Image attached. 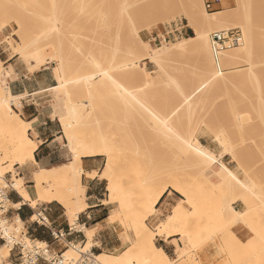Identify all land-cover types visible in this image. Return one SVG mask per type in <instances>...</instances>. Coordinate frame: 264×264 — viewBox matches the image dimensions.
Listing matches in <instances>:
<instances>
[{"label": "rangeland", "instance_id": "374dc122", "mask_svg": "<svg viewBox=\"0 0 264 264\" xmlns=\"http://www.w3.org/2000/svg\"><path fill=\"white\" fill-rule=\"evenodd\" d=\"M141 1L144 2V0H34L29 4L27 3V5L24 4L21 7L16 6V9L18 8L20 9V11H22L21 13L19 12V14L17 13L16 15V23L21 22V26L24 25L25 27L23 29L28 31L26 33L24 32V34L27 38V42L29 41V43L25 42L24 45V43H22V40L18 38L19 36L14 34L15 28L13 29L8 27L4 29L0 34V52H5L7 58H10L12 57L11 45H13L15 48L21 47L19 49H21L25 55H23L22 53L20 55L21 58L18 57V67L21 69L27 68L28 71L29 68H31L32 70L29 71L30 73L35 72L33 71L35 70V68L31 67V63L37 64L39 61L43 60L45 64L42 68L50 67V70L55 76V68H57L58 65V56L61 57V55L62 57H64V59L68 61L67 63H69V70H67L66 72H69L67 77H72V79L74 77L76 79L78 77L80 79H84L96 73L100 74V71H108L110 74H114L113 76L115 77V79L123 87L138 94H142V96L140 95V98L142 97L141 100L144 99L146 103L150 104V106L153 107L154 111H157V113L162 117V119L165 120L176 133L183 137H188V139L190 138L192 140H199L203 145L209 148V150L215 155V157L221 158L223 156V154L225 153L224 150L227 149L224 144L226 140L225 142L223 140L225 139V137L229 139L227 140V142L229 141L228 143L230 144L227 145L228 143H226V145L228 146V148L231 147L229 148L230 150H232V148L237 149L239 154L238 157H240L239 159L242 163L243 168L239 167L236 162H233V159L228 155L223 156L222 161L226 165H228L232 170H234L238 174L240 179H242L244 182L249 183L253 188L254 192L249 195L248 201L250 202V204H253L257 209L254 215L255 222L253 223L255 231L249 228L248 226L242 224L248 230L251 231L250 232L247 230L250 236L248 240L243 243L237 238L235 232L232 230V228L235 226L233 225L232 227H230V229L236 237L238 241L237 243H239V245L232 239H230L227 235V226L219 224V220L216 217L217 215L215 212V206L218 203V199L214 198L211 202L212 206L211 208H209L210 210L208 211L207 221H209V224L207 228L199 234L196 240V252H194V254L196 255V259L201 261L202 264H264V154H261L264 153V149L260 150V148H264V0H208L211 6L210 8H207V0H200V2L202 1L203 5L205 6L208 12H228L230 14L228 16L229 18L227 17L228 19H226L222 25L220 24L221 26L219 24H209L207 25L208 28L207 26L204 27V33L208 37L209 42L211 44V54L203 53L202 55L201 53H199V56L197 55L198 53L187 55L183 54V56L182 54H180L181 57L180 55H173V58H171V55V57L168 56L166 58L167 60L165 59L163 61V65L161 64L162 66H157L156 64L151 63L149 61L137 62L138 60H135V62H137L138 64V68L136 67L138 69L137 74H140V76H145L144 71H146L147 73H152V76L154 77L161 74V78L164 81H159L155 88V91H148L147 89L143 88V79H141L137 84L128 80L127 76L131 73L133 74V72L131 71H134V73L137 72L136 69L131 70V68L130 71L127 68L128 65L133 62L134 57L132 54H130V50L134 45H137L136 43L137 40H139V37L144 41L147 50L154 51L158 47H162L165 45L170 47L171 45L183 41L187 37L194 36V32L192 31L191 33V29L188 27V23L184 19V17H179L180 10L184 7H191L192 3L190 2V0H160L159 3H163V6L160 7H165L163 10L160 11L162 13L156 12L158 15L155 16L152 15L154 13L152 12L151 18H147L150 17V14H148L149 16L147 15L145 20L137 22L139 23L138 26L140 28L142 27V29H138L139 27L133 23V18L137 14V12L135 13V9L138 11V7L142 8L143 5V9H145V4L150 5L147 6V8L149 7L148 10L151 9V5H153V7H155L156 5H162V3L156 4V2L154 3V1L153 3L152 1H148L147 3H145L146 0L143 4ZM141 3L142 6L140 5ZM2 6L4 8L3 4L1 5V7ZM143 9L140 11L145 12L146 10L144 11ZM1 10L2 8H0V11ZM141 12L140 14L138 13L139 18L141 17ZM250 12L253 15V19L248 18L251 14ZM247 13L248 17L246 16ZM145 14H147V12H145ZM239 15H241L242 18ZM252 15L250 16L251 18ZM143 16L141 17L142 19L144 18ZM152 16H154V18H152ZM136 18L139 19L137 16ZM239 18L244 19V21L241 19L239 20ZM162 19L169 20V22L162 24L161 27L155 30L145 29L148 25L152 24V22L150 21H154L155 23H157L158 21L160 22ZM248 19L251 20V23L249 25ZM35 20H38V22L39 20L42 22L46 20L44 23L46 26H44L42 22L41 25ZM240 21L242 23L245 22V25H243ZM260 21H262V23ZM134 22L136 23V21ZM231 25L237 27L230 31L240 32L242 36V43H244L247 39V35L244 29H251V27L253 26L254 28L252 27L253 29L249 30L252 32V34L254 33V35L257 36L256 41L254 42V46L256 48L258 47L259 50L257 51L256 48H254L255 52H253V54L249 58L247 56V58L243 56L245 57L244 59L241 60L239 58L241 61L238 60L242 63L235 62L232 65L234 67L230 66L228 68L227 74H231L234 78H232L233 80L230 79L232 80V82L229 79L222 80L219 78L221 74L224 73V71L218 66L219 63L218 65H216L215 63L213 64V60H216L218 62L220 54L223 52H217L214 49L211 39L212 34L216 32H223L222 30L225 27ZM241 25H243V29ZM38 26L42 27L39 28ZM43 26L45 27V29ZM215 26L219 28L217 29V27ZM137 29L139 31H142L137 32ZM256 29H258V34L256 32ZM136 32L139 36L136 35ZM27 33H29L28 36L26 35ZM32 38L34 39L32 40ZM260 41H262L263 44H261ZM30 42L32 43L30 44ZM23 45L29 46L24 47ZM138 50L139 51L137 52L138 54L136 56L142 57L144 55L143 48L141 47V49ZM31 55L33 56V58L30 57ZM205 55H207V57H205ZM131 56L132 61L130 58ZM211 60L212 64L210 63ZM86 62L90 63L89 66H86ZM96 62L97 64H100L101 70L97 69V67L94 65V63ZM8 65L9 64H3L1 68V81L3 86L6 87H8L7 81H9L5 80L8 75L7 71L12 72L11 67L7 68ZM160 68L163 69V71L160 70ZM248 68H251L250 73ZM237 70L238 72L235 73V71ZM245 70L250 76L245 73L246 76L248 75V78L246 79V81L244 80L245 82L242 86V83L238 81L239 79H245V76L242 75ZM252 71H254L256 75L253 74L254 72ZM127 72L130 74H127ZM212 77L218 82L217 84H214L216 81H214ZM15 78L16 76L15 74H13V80ZM252 78H255L256 82L253 81L254 79ZM211 79L212 82H210ZM250 79H252L254 84L251 83ZM247 80L250 85L248 84ZM201 81L204 82L202 83ZM227 82L229 85L227 84ZM233 82L235 83L234 85H232ZM47 83H49V80L43 81V83L39 82V86H43ZM84 83L86 87H83L87 88L89 84L85 81ZM84 83L82 85H84ZM161 83L163 84V86L161 85ZM255 83L257 84V86ZM209 84L211 85V89ZM221 84L223 85V87L221 86ZM28 85L29 89H35L37 87L35 82H30ZM56 85H58L57 80L55 86ZM160 85L162 86V89ZM212 85H215L216 87H214L216 89L218 88V91H216ZM83 87L79 88L81 90L80 93L77 94L78 97H74V104H78V102H80V100H82V98L84 97L85 89ZM224 88L225 91L222 90ZM244 88H246L247 90H249L250 88L251 89L247 91ZM252 88L255 90H252ZM165 89L167 90L165 91ZM227 89L229 90V92L227 91ZM78 91L79 90L76 89V93H78ZM101 91L103 92V90ZM106 91L108 92L107 95H101L102 97H95L91 99V101H89V104H86V108L91 110L93 109L92 111H90L92 115L91 118L94 120L95 118H97L98 120L99 115L101 119L104 117L103 111H106V109L103 107L104 105L106 106V108L109 105L111 106V108L115 109V112L110 108L108 109L111 112L113 111L112 115L110 114L107 116L106 119H102V121H100V127H98V125L94 127V132L99 130L98 133H100L102 131V133H100V136H102L103 134L106 139L108 138L110 140L111 138L112 142L114 139L115 141L117 140L116 143H120V145H118L120 150L123 151V153H139V161L136 162V164L134 165L140 167L142 170L146 171L147 174L151 175L152 179L156 184H159L160 182L163 183L172 181L177 175H180V173L192 172L191 167H189L187 164H181L177 160L178 151L180 150L179 145L177 147V144L173 143L172 140L173 144H170L168 146V141L171 142L170 137H168V135L170 134V130H168V128H164L163 130H159L158 132V130L155 129L153 124H151L153 128L146 126V124L145 126L139 125L141 128H143L141 129L142 131L140 130L142 133L140 132V136H133L132 134H130L132 132H130L129 130V119H127L128 117H126L130 114V102L128 103L125 101L128 105L124 106V104L126 103L122 101V105L119 103L121 105L120 107L117 102L121 100L117 101V99L114 100V97H112L113 94L116 96L117 90L115 88H110L109 86L106 88ZM106 91H104V93ZM212 91L215 92V95L213 96L211 94ZM214 92L212 93L214 94ZM225 92L226 95H224ZM250 92H253V94H251ZM230 93L235 96H233L232 94L231 96H229ZM162 94H164V98L161 97ZM153 95L154 97H158L155 99H151ZM22 97L23 98L18 100L17 103H23L24 109H26V111L31 109V112H24L23 108L22 110H20V107L15 108V110L25 120H32L34 118H37L34 130H31L29 132V135L32 139L38 141L36 131L40 130L43 127L41 125V123L43 122V118L51 117L53 120H55V123L52 124V126H48L47 128H50V130L52 131H60V134H58L56 141L51 145V149H49V151H56L59 148H62L61 151L57 152L56 160H54L57 162V164H53L54 161H44L43 163H40L39 166H36L33 163H28L26 166L16 167L15 173H9L4 177V180L7 181L10 185L13 184V175H15L16 177H23L26 186H33V173L36 170H38L39 168H50L60 164L68 163L69 161H71L72 157L71 153L69 152V149L66 147L67 142L63 138L62 128L57 119V116L60 113L66 111L64 106V100L59 101L54 92L52 91H39V93H31L29 91L28 93H25V95H23ZM76 97L78 99H75ZM104 97L106 98L103 99ZM111 97L115 102L117 101L116 107L113 106V104L116 105V103L112 102ZM228 97H231V99L233 100H229ZM238 97H241L239 98L240 101L241 99L244 100L245 97H248L250 102L246 98L244 102L246 101L247 103L243 102L242 106L240 105L241 107L237 106L241 104V102H238V104L237 101H235V98L238 99ZM163 99L166 100L164 103L165 107L164 105H159L161 102H164ZM167 99H170V101ZM166 102L170 105L167 106ZM201 102H206L208 107L210 108L207 109L206 105V110H203V107L200 106L202 104ZM234 102L237 103L234 104L236 108L232 107L231 104H229ZM251 102L253 103V105H251ZM153 104H156L158 106L156 107V105L154 106ZM228 105H230V107ZM118 107L121 109V111H125L124 107H128L126 108L127 111H129H126L128 114H125V112L123 113V111H118ZM231 107L235 108V110L230 109L229 111V108ZM194 109L195 111L197 110V112H195L196 114L189 116L185 114L187 113V111ZM201 110L203 111L201 112ZM174 111L176 112L175 115L173 113ZM31 113H35V116L30 117ZM115 113H120L119 119H122V115H126L124 116L126 119L122 121L119 120L115 117ZM143 117H141V119ZM148 118V116H145L144 120ZM115 119H117V121L119 120L120 122H117ZM150 119L151 118H149L148 120ZM244 119L246 121H243ZM82 128H85V130H83ZM79 130L80 134L87 132L85 126L80 127ZM246 131L249 133L247 134ZM98 133H96V135L94 133V135L98 137ZM48 135L49 129L46 131L45 136ZM257 138H261L260 141ZM254 139L257 142L254 141ZM260 142L263 144L261 145ZM236 149L234 150L235 153ZM123 153L121 152L122 156L119 157L115 163L114 173L116 175L124 176L123 178L125 188L131 187L130 184L132 183H137L134 187H138V190H136V192H132L129 196H127L125 200L121 199L122 203L124 202L133 210L134 208H137V200L139 199L138 197L142 192L144 182L142 179L138 180L134 177L126 178L125 172L127 165L130 161L127 158H124L125 155ZM217 170L218 165L216 164L213 168L207 171V175L214 182L216 181L215 172ZM245 170H248L250 177L245 174ZM86 180L87 178L83 176L82 183L87 187ZM101 187L103 189V186ZM9 193L11 198L18 197V195L12 190V188L9 190ZM239 194L240 190L238 188L234 191L228 192L226 194L225 203L233 205V203L237 201L234 203V205L236 204V208L241 212H244L245 210L247 211V207L245 206L243 201L238 200L236 198ZM37 202H39L38 204H43L42 202L44 201L38 200ZM179 202L180 200L178 201V203ZM180 204L184 206L188 211L190 210L186 202L182 201ZM9 207L12 208L11 203ZM61 208L63 210L65 209L63 207ZM172 209L173 208H171L169 213L166 214V217L160 218L161 220H159V218L156 216L147 220L148 225L152 229H155L154 227H156L161 221H165L167 217L172 214ZM119 210L120 209L117 207V205H114L112 206L109 215ZM7 224L11 226V232L14 231V227L18 228L19 233L15 236V240L20 242L21 233L26 234L23 229L24 226H21L19 223H17L15 221V218H11V211L8 215ZM109 227L111 228L112 240H115L117 238L119 239V241H114L115 243L113 244L117 247V249L105 248L104 250H99V252H106L108 254L124 248L125 239L123 238L125 237L126 232H128L131 238L134 237L133 233L130 230H127L124 225L116 223L109 224ZM191 228H194V225H192ZM98 233H100V231L96 230V235ZM29 239L34 240L35 238L32 237ZM185 242L180 241L182 247L189 246V244ZM75 244L79 245V247L84 245V243ZM61 248L62 252H64L66 251V249L69 248V245L65 248L64 246H62ZM209 249H214L217 251V255L213 257L214 260L211 262L210 256L207 255ZM17 252L18 249L16 248L15 252L11 254L12 258L10 256L7 262H11L14 259L19 260ZM93 253L97 254L96 249H93ZM77 257L78 254H76V258ZM174 257L175 258H173V256H170L171 259H176L177 254Z\"/></svg>", "mask_w": 264, "mask_h": 264}, {"label": "bare ground", "instance_id": "6f19581e", "mask_svg": "<svg viewBox=\"0 0 264 264\" xmlns=\"http://www.w3.org/2000/svg\"><path fill=\"white\" fill-rule=\"evenodd\" d=\"M33 1L34 0H0V2H1L0 8H2V10L0 11V34L4 29H6L8 27L13 28V29L15 28L14 34L19 36L18 38H20V40H22V43H24V45H25V42L29 43V41L27 42V38L24 34V32L26 33L28 31L23 29L25 27L23 24H22L23 26H21V22L16 23L17 22L16 21L17 13L19 14V12L20 13L22 12L18 8H17L18 9L17 10L16 6L21 7L22 5H24V4L27 5V3L29 4ZM148 1L149 2L152 1V3L154 1V3L156 2V4L162 3V2L159 3L160 0H158V1L157 0L156 1L155 0H146V2L144 0L145 3H147ZM144 2H142V3L144 4ZM190 2L192 3V6L182 8L180 10L179 17L180 16L184 17V19L188 23V26L194 30L195 35L187 37L183 41L176 43L174 45H171L170 47L166 46V45L162 46V47H158L154 51L147 50L144 41L139 37V40H137V43H136L137 45H134L130 50L131 51L130 54H132L134 57H133V62L131 64H129L127 68H128V70H130L131 68H132L131 70H133V69L137 70V72H135L136 74L134 73V71H131V70L130 71L133 72V74L130 71L129 72L131 74L127 72V74H130L127 76L128 80L130 82L137 84V83H139V81L141 79H143V82H142L143 88L147 89L148 91H152V90L155 91V88H156L157 84L159 83V81L161 80V82H162V80H163L161 78V74L154 77V76H152V73H147L146 71H144L145 76L144 77L142 75L140 76V74H137L138 73L137 62L149 61L151 63L156 64L157 66H162L163 61L168 56L171 57V55H172L171 58H173V55L178 56L180 54H182V56H183V54L187 55V54H193V53H198L197 54L198 56H199V53H201L202 55H203V53L211 54V50H212L211 44L209 42L208 37L204 33V27H206L209 24H219V25L221 24L222 25L224 23V21L229 18L228 16L230 14L228 12L227 13L226 12L225 13H221V12L210 13L206 10L202 1L200 2V0H190ZM142 3L140 4L141 6H142ZM198 3H200V4H198ZM2 4L4 5V8H3V6L1 7ZM143 6H142V8L138 7V11L135 9V13L137 12V14L135 15V13H134L135 17H134V15H133L134 18L132 17L134 19V21H136V23L134 21H133V23L136 24L137 26L139 24L137 22L145 20V18L148 14H150V17H147V18H151L152 12H154L152 15L156 16V15H158L157 13H162L160 11L165 8V7H160V6H163V3H162V5H156L155 7H153V5H151L150 10H148L149 7L147 8V6H150V5L145 4V9H143ZM15 9H16V11H15ZM28 9H30V8H28ZM142 9L144 11L146 10L145 12H147V14H145V12H141L140 10H142ZM27 12H28V10H27ZM140 12H141V17L144 15L143 19L141 17L139 18L138 13L140 14ZM245 14H246V12H245ZM251 15H252V13L248 17V13H247L246 16L250 19H253V15H252V18L250 17ZM136 16L139 19H137ZM239 16H241V15H239ZM243 17H245V16H243ZM152 18H154V16H152ZM241 18H242V16H241ZM241 18H239V20ZM43 19H44V17H43ZM250 19H248V25L251 23ZM241 20L244 21V19H241ZM255 20H256V18H255ZM257 20H258V18H257ZM35 21L38 22V20H35ZM45 21L42 22L39 20L38 23L41 24V22H42L43 25L46 26L44 24ZM150 22H152V24H150V23H149L150 25L147 24L148 26H147V28H145L146 30L158 29L159 27H161L162 24L168 23L169 20L162 19L160 22L156 21L157 23H155L154 21H150ZM260 22L262 23V21H260ZM242 24L245 25V22ZM243 25H241L242 29L244 28ZM260 25H262V24H260ZM258 26H259V24H258ZM41 27L42 26H40L39 28H41ZM215 27H217V26H215ZM252 27H251V29L250 28L244 29L246 32V35H247V39L245 40L244 43L240 44L239 46H237V47H235L229 51H225V52L221 53L218 62L216 60H213L214 61L213 64L215 63L216 65H218V63H219L218 66L220 68H222V70L224 71V73H222L221 76L219 77L220 79H222V80L232 79L233 76L231 74H227L228 68L230 66H232L235 62H240L246 56L249 58L253 54V52H255L254 48H256V47L254 46L255 45L254 42L256 41L257 36L254 35V33L252 34V32L250 31L254 28V27L253 28ZM207 28H208V26H207ZM218 28L219 27H217V29ZM234 28H237V27H234L231 25V26L225 27L224 29L222 28L223 29L222 31L228 32ZM44 29H45V27H44ZM138 29H142V27L141 28L139 27ZM138 29H137V32L142 31V30L139 31ZM257 30L258 29H256V32H257ZM41 32H43V31H41ZM137 32H136V35L138 34ZM28 34L29 33H27L26 35L28 36ZM257 34H258V32H257ZM243 35H244V33H243ZM60 36H61V34H60ZM133 36H135V35H133ZM137 36H139V35H137ZM33 39L34 38H32V40ZM63 40H64V38H63ZM62 42H64V41H62ZM260 42H261V44H263L262 41H260ZM260 42H259V44H260ZM31 43L32 42H30V44ZM60 45H61V43H60ZM28 46L26 45L24 47H28ZM141 47L144 50V53H143L144 55L142 57L139 56L140 57L139 58L136 55L138 54L137 53L139 51L138 49H141ZM19 48H21V47L15 48L13 45H11L12 57L20 56L23 53L22 50ZM57 50H58V48H57ZM64 50H65V48H64ZM256 50L259 51L258 47L256 48ZM201 54H200V56H201ZM23 55H25V54L23 53ZM243 56H245V57H243ZM30 57L33 58L32 55ZM135 57H137V58H135ZM170 57H169V59H170ZM180 57H181V55H180ZM205 57H207V55H205ZM130 58L132 61V56ZM135 60H138V61L135 62ZM238 60H240V61H238ZM67 62L68 61L66 59H64V57H62V55H61V57L58 56V65H57V68H55V79L57 80L58 85H56V86H54L48 90H43L42 92L52 91V92H54V94L56 95V97L58 98L59 101L64 100V106H65L66 111L60 113L57 116L58 117L57 119L61 125L62 132H63V138L67 142L66 147L69 149V152L71 153L72 159L68 163L60 164V165L53 166L50 168H39L38 170H36L33 173V186H26L24 183L23 177H16V176H15L16 177L15 181L13 180V184L18 182L19 187L14 188V187H12L13 184H11V186H10L12 188V190L22 200V203L19 204L20 205L19 207H21L22 204H30L31 206H32V204L36 205L38 200H42L46 203H53V202L58 203L65 208L67 220H68L71 228L77 232H83L86 236V239H87L86 242L84 243V245L81 247H79V245H77V244H73V243L69 244V248L66 249V251H64L65 257L76 258V254L79 252V250H81V252H88V251H91L93 249V247L96 245V243H94V241H93L94 235L96 233L95 229H87L85 227H81L78 223L80 214L83 213L88 208V203L86 201L87 200V196H86L87 188L82 183V178H83V176H85V178H87V179H93V178H96L98 176L97 172H91L90 173V172H86L84 170L83 159H85V158L104 157L105 167H104L102 174L100 175V178L104 179L108 182L107 191L109 193V196H108L109 199H108V201H102V204L117 203L119 205V209H120L119 211L112 213L109 216L107 222L109 224L119 223L120 225H124L127 230H130L133 233V236H134L133 238H131L130 235L128 234V232L125 233V237L123 238V239H125V246L123 249L116 250L115 252L110 253V254H108L106 252H102L100 254H93L95 257L96 264H202V262L197 260L195 257L196 256L194 254V252H196L195 244H196V240H197L199 234L203 230H205L209 224V221H207L208 211L210 210L209 208H211V206H212L211 202H212V199H214V198L218 199V203L215 206V210H216L215 212L217 215L216 217L219 220V224H221L223 226H227V235L230 239H232L236 243L238 242L236 237L234 236V234L231 232V229H230V227H232L233 225H236V224H243V225L248 226L249 228H251L255 231V229H254L255 227H253L254 226L253 223L255 222L254 221V219H255L254 215H255L257 209L255 208V206L253 204H250V202L248 201L249 195L254 192L253 188L249 183L244 182L242 179H240L238 174L222 161L223 156L228 155L233 159V162H236L239 165V167L243 168L242 163L239 159L240 157H238L239 154H238L237 149L235 148L236 149V153H235L234 152L235 149L232 148V150H230L229 148H231V147L228 148V146H227L230 144V143H228L229 141L227 142V140H229V139H227L225 137V139L223 140V138H222V140L224 142L226 140V142L224 144L227 147V149H229V150L225 149L224 150L225 153L223 154V156L221 158L215 157V155L209 150V148L206 147L205 145H203L199 140H197V139L192 140L190 138L188 139V137H183V136L179 135L178 133H176L172 129V127H170L168 125V123L162 119V117L157 113V111H154L153 107H151L150 104L146 103L144 99L141 100L142 97L140 98V95L142 96V94H138L136 92H133V91L123 87L115 79V77L113 76L114 74L112 75L106 70L107 72L100 71V74L96 73V74H94L88 78H84V79H82V78L80 79L79 77L77 79L75 77L72 79V77H69V76H68L69 77L68 78L67 75L69 74V72L67 73L66 71L69 70V65H68L69 63H67ZM210 63L212 64V60ZM240 63H242V62H240ZM244 63H246V62H244ZM44 64L45 63L42 60V61H39L37 64L36 63L34 65L32 64L31 67L38 69V68L42 67ZM85 64H86V66H89L90 63L86 62ZM2 65H3V62L0 60V178L4 179V177L7 174L15 173L16 167H18V166H26L28 163H33L36 166H39L40 163L38 162V160L36 158V153L39 150L41 141L34 140L29 135V132L31 130H34V126H35V122H37V118H34L32 120H25L16 112L15 108H19V104L17 103V101L22 99L23 95L16 96V95L11 93L9 87L3 86L2 81H1ZM94 65L97 67V69L101 70L100 64H97V62H96V63H94ZM232 67H234V66H232ZM250 69H249V73H250ZM160 70L163 71V69H161V68H160ZM96 71H98V70H96ZM236 72H238V70L235 71V73ZM252 72H254V71H252ZM245 73H247L246 70L242 74L245 76L244 77L245 79L241 80L238 78L239 79L238 82H241L242 86L244 85V82L246 81V79L248 78V75H249L247 73L248 75L246 76ZM74 74H76V73H74ZM253 74H255V72ZM236 76H238V75H236ZM249 78H251V77H249ZM252 79H254L253 81L256 80L255 78H252ZM252 79H250L251 83H253ZM232 80H230V81L232 82ZM84 81L89 84V86H87V88H85L86 86H85ZM214 81H216V80L214 79ZM210 82H212V79ZM247 82H248V80H247ZM83 83H84V85H82ZM205 83H207V82H205ZM217 83L218 82L216 81L214 84H217ZM88 84H86V85H88ZM211 84H213V83H211ZM227 84H228V82H227ZM234 84L235 83L233 82L232 85H234ZM248 84L250 85L249 82H248ZM161 85L163 86L162 83H161ZM239 85H241V84H239ZM79 86L81 88L83 86H85V87H83L85 89V93H84L85 98L83 97L82 100H80V102H78V104H74V97L77 96V94H79L80 90H81V89H79L80 88ZM109 86H110V88H115L117 90V94L114 92L116 94V96L113 94L114 96L112 95V97H114V100L115 99H117V101L121 100L119 102L116 101L118 104L119 103L121 104L122 101H124V103L130 102V104H131L130 105L131 106L130 112L127 111V109H126L129 106L124 107L125 111L122 110L123 113L125 112V114H128L127 112H129L130 113L129 115H127V116L122 115L123 116L122 119H119L120 113L114 114L115 117L121 121L126 119L124 116L128 117L127 119H129L128 122H129V126H130L129 130H130V132H132L130 134H132L135 137L140 136L139 134L142 133L141 129H143L140 126H145V124H146V126H149V127H152L151 124H153V126L155 127L156 130H158V132H159V130H163L164 128H166V129L168 128V130H170V134L168 135V137H170V140H171V142L168 141V143H167L168 146L170 144H173V143H176L177 147L179 145L180 150L178 151L177 160L181 164H187L189 167H191L192 172H183V173H180V175H177L175 177V179L172 181L163 182V183L160 182L159 184L158 183L156 184L154 182V180L152 179L151 175L147 174V172L142 170L140 167L134 165V164H136V162L139 161V153H135V152H133L132 154L123 153V151H121L119 148L120 143L118 142L119 145L116 143L117 140L115 141V139H114L112 142L111 138H110V140L107 138L108 139L107 140L103 134H102L103 137L100 136L101 135L100 133H102V131L100 133H98V131H99L98 129H97L98 131L94 132V130H93L94 127H96L97 125H98V127H100V121H102V119L104 120L107 118L108 115H110V114L112 115L113 111L111 112L108 109L110 108L111 110H114V112H115V109L111 108V106H109V105L106 108V106L104 105L103 107L106 109V111H103V114H104L103 116L104 117L106 116V117L105 118L103 117L101 119L100 115H99L98 120L95 117H94L95 118V120H94L91 118L92 117L91 111L93 109L91 110V109L86 108L87 107L86 104H89V101H91V99H93L95 97H99L101 95L102 96L107 95L108 92L106 91V88ZM162 86H161V89H162ZM202 86H205V85H202ZM209 86L211 89L210 84H209ZM212 86L216 91H218L217 90L218 88L216 89L215 85H212ZM221 86L223 87L222 84H221ZM256 86H257V84H256ZM165 87H166V85H165ZM219 88H221V87H219ZM253 88H252V90H255ZM76 89L79 90L78 93H76ZM244 89H246V88H244ZM101 90H103V92ZM166 90L167 89H165V91ZM222 90L225 91V88ZM249 90H247V91H249ZM104 91H106V92L104 93ZM214 91H212V92H214ZM224 91H223V93H224ZM227 91L229 92L228 89H227ZM212 92H211L212 96L215 95V92H214V94ZM243 92H245V91H243ZM37 93H39V92H37ZM149 93H151V92H149ZM250 93L253 94V92H250ZM155 94H156V92H155ZM219 94H220V91H219ZM231 94L232 93H230L229 96H231ZM163 95L164 94H162L161 97H163ZM224 95H226V92ZM233 96H235V95H233ZM77 97L75 99H78ZM157 97L158 96L154 97V95H153V97L152 98L150 97V98L155 99ZM105 98L106 97H104L103 99H105ZM166 98H167V96H166ZM239 98H241V97H238V99L235 98L236 99L235 101H237V103L241 102V104L238 103L239 105H237V106H240V105L242 106V103L244 102V100H246V98L248 99V97H245L244 100L241 99V101H240ZM228 99L233 100V99H231V97L230 98L228 97ZM111 100H112V102L116 103L113 100V98ZM163 100H164V102H161L159 104L160 106L164 105V103L166 101L165 99H163ZM167 100L170 101V99H167ZM12 101H15V103H13ZM76 101H78V100H76ZM211 101H212V99H211ZM248 101H249V99H248ZM109 102H111V101H109ZM105 103H107V102H105ZM117 103H116V105L113 104V106L116 107ZM151 103H152V100H151ZM201 103L202 104L200 106L203 107V108L202 107L201 108L203 110H206L207 103L206 102H201ZM235 103L236 102L229 103V104H231L232 107H235L234 106ZM244 103H247V102L245 101ZM166 104H167V102H166ZM121 105H120V107H121ZM125 105H128V104L126 103V104H124V106ZM153 105L155 106L156 104H153ZM168 105H170V104H167V106ZM251 105H253V103ZM157 106L158 105H156V107ZM228 106L230 107V105H228ZM164 107H165V105H164ZM232 107L229 108V111H230V109L235 110L236 107L235 108H232ZM91 108H93V107H91ZM208 108H210V107H208V105H207V109ZM203 110H201V112ZM118 111H121V109L119 108ZM118 111H116V112H118ZM107 112H110V113H107ZM195 112H197V110L195 111V109H194V110L187 111V113H185V114L189 116V115L196 114ZM105 113H106V115H105ZM173 113L175 115L176 112L174 111ZM204 114H205V112H204ZM114 115H113V117H114ZM176 115H178V114H176ZM143 116L144 117L148 116L151 119L148 120L149 119L148 118V119L144 120ZM141 117H143L142 118L143 121H142ZM115 120L117 121V119H115ZM97 121H99V122H97ZM139 121H142L143 123L139 122ZM147 121L152 122V123H148ZM243 121H246V120L244 119ZM138 123H141V124H138ZM84 126L86 127L87 132H85L86 134L85 133L80 134L79 129H80V127H84ZM83 130H85V128ZM94 133H95V135H96V133H98L97 134L98 137L95 136ZM248 133L249 132H247V134ZM257 139H259V138H257ZM260 139H259V141H260ZM172 140H173V143H172ZM114 141H115V143H114ZM254 141H256V140L254 139ZM226 143H228V144L226 145ZM263 143H261V145ZM224 144H223V146H224ZM263 146H264V144H263ZM254 147H255V145H254ZM261 149H264V148L262 147V148H260V150ZM121 152L125 155L124 158H127L131 162V163L130 162L128 163L127 168H126V172H125L126 178L134 177V178H137L138 180L142 179L144 182L142 192H141L140 196L138 197L139 199L137 200V208H134L133 210L131 209V207L126 205L124 202L122 203L121 199L125 200L127 198V196H129L132 192H136V190H138V187H134V186L137 183H132V184H130L131 187L125 188L124 178H123L124 176L116 175L114 173V171H115L114 166H115L117 159L122 156ZM263 152H264V150H263ZM261 154H264V153H261ZM29 157H31V160L28 159ZM21 161H24V163L22 164ZM216 164L218 165V170L216 171L217 179L214 182L208 177L207 171L209 169L213 168ZM245 174L250 177L248 170H245ZM237 188L240 190V194L236 198L238 200L243 201V203L247 207V211L245 210L244 212H239L232 204H226L225 203L226 194L230 191L236 190ZM169 189H173V190L177 191L179 194H181L184 198L183 201L186 202V204L188 205L190 210L188 211L184 206H182L181 204H178L173 209L172 214L169 215L165 221H161L156 227H154L155 229H152L148 225L147 220H149L151 217L157 215L156 206L159 203V201L161 200V198L164 196V194ZM16 222L19 223L21 226H24L23 222L19 218H16ZM7 223L3 224L0 228V238H1V233H4L5 235L3 238L6 241L0 246V264H10V263H6V260L11 256V251L13 250V247H14V242H13V239L11 237L12 228ZM192 225H194V228H191ZM89 232L93 233L91 238H89V236H88ZM174 235H179L181 237V241H184V242L186 241L185 243H188L189 246H191V247H189V246L182 247L178 242H174V244L176 246V251H177V258L171 259L165 253V251L163 249L159 248L156 245L155 240L157 238H163V237L169 238V237L174 236ZM23 238H24L23 242H22L23 244H26V245L31 244L32 240H30L26 236H24ZM33 243H34V245L40 246V247H44L47 245L46 243H44L42 241H38V240H34ZM237 244L239 245V243H237Z\"/></svg>", "mask_w": 264, "mask_h": 264}, {"label": "crops", "instance_id": "0c3cea01", "mask_svg": "<svg viewBox=\"0 0 264 264\" xmlns=\"http://www.w3.org/2000/svg\"><path fill=\"white\" fill-rule=\"evenodd\" d=\"M190 31L194 32L193 29H191ZM18 57L20 56L7 58L5 52H0V60L3 62V64H9L7 68L9 67L12 68V72L7 71L8 75L5 78V80H9L7 81V83L12 94L16 96L25 95V93H28L29 91L31 93H37L39 91L48 90L55 86L56 79L55 76L53 75V72L50 70V67L42 68L44 66L43 65L42 67L38 68L40 70L35 69L33 70L35 71L34 73H30L27 68L21 69L18 67V60H19ZM32 64L34 65V63H31V66ZM13 74H15L16 76L14 80H13ZM48 80L49 83L43 86H39V82L43 83V81H48ZM30 82H35L37 87L35 89H29L28 84ZM18 104L20 110H22L23 108L24 112H31V109L27 111L26 109H24L23 103L20 104L18 102ZM34 116L35 113L30 114V117H34ZM54 123L55 120H53L51 117L43 118V122L41 123L43 127L40 130L36 131L37 139L38 141H41L39 150L36 153V158L39 163H43L44 161L53 162L54 160H56L57 152L62 150V148H59L56 151H49V149H51V145L56 141L58 134H60V131H52L50 130V128H47L50 125L52 126V124ZM48 129H49V135L45 136L46 131ZM53 164H57V162L54 161ZM104 167H105L104 157L83 159L84 170L90 173L97 172L98 176L96 178L86 180L87 182L86 201L88 203V208L83 213L80 214L78 223L81 227H85L87 229L95 228V231L96 230L100 231V233H98L97 235L95 233L93 238L94 243H96V245L94 246L95 248L93 247V249H96L98 254L102 253L99 252V250H104L105 248L117 249V247L114 246L113 244L119 241V239L117 238L115 240H112L111 228L109 227V224L107 222L109 216L111 215V214L109 215V212L112 206L117 205V207L119 208V205L117 203L102 204V201H108L109 199L108 197L109 193L107 191L108 182L100 178V175L104 170ZM101 186H103V189ZM182 198L183 196L179 194L177 191L173 189H169L156 206V213H157L156 217H158L159 220H161L160 218L162 217H166V214L169 213L171 208L174 209L178 204H180L184 200V198L183 199ZM179 200L180 202L178 203ZM39 202H37L36 208H33L30 204H22V206L19 208H13V207L10 208L11 218H15V221L16 218H19L23 222L24 224L23 229L27 237L29 238L33 237L35 238V240L50 244L52 251L56 253L62 252V248H61L62 246H64L65 248L66 246L72 243L75 244V243L86 242L87 239L83 232H77L71 228L67 220L66 211H64L65 209L63 210L61 208L63 206L55 202L53 203L42 202L43 204H38ZM10 203L12 205L21 204L22 200L19 196L13 198L10 197ZM234 203L233 206L236 208V204L234 205ZM39 210L45 211V215L48 217L51 223L50 227L45 228L43 226H38L31 221V217L34 215V213H36ZM50 230H56L65 233V239L60 243L54 242L50 235ZM232 230L235 232L237 238L243 243H245L250 236L248 232L250 230H248L242 224L235 225L232 228ZM180 241H181V237L179 235H174L169 238H165V237L157 238L155 240V243L159 248L163 249L169 257L173 256V258H175L174 256L177 254V251L174 242H178L181 245ZM2 244L3 242L1 241L0 245ZM15 250L16 249H13L11 251V254L15 252ZM207 255L213 258L217 255V251L214 249H209ZM17 256H18V252H17ZM7 260L6 263H10V264H17L18 261L20 262V260L17 259H14L11 262H7ZM40 264H47V263L40 262Z\"/></svg>", "mask_w": 264, "mask_h": 264}, {"label": "built area", "instance_id": "2783aa9c", "mask_svg": "<svg viewBox=\"0 0 264 264\" xmlns=\"http://www.w3.org/2000/svg\"><path fill=\"white\" fill-rule=\"evenodd\" d=\"M210 7V3L207 0V8ZM211 39L212 45L217 52H225L242 44V36L238 31L216 32L212 34ZM5 185H7V187H5ZM10 186L11 185L7 181L0 178V228L3 224L8 222V215L10 212ZM39 211L43 213L48 222L43 223L38 217L34 220L32 217L37 216V212L31 217V221L38 226H43L45 228L50 227L51 223L45 215V211ZM18 233V228L14 227L11 237L14 242L13 249H18L19 264H40V262H45L47 264H85V262H87V264H96L93 249L88 252H81V250H79L77 258H68L64 256V252H53L48 243H46L47 245L44 247L36 246L33 243L34 239L29 245L23 244V237H27V235L23 233H21V241H16L15 236ZM4 235V233H1L0 241L3 243L6 242L3 238ZM50 235L56 243H60L65 239V233L61 231L50 230Z\"/></svg>", "mask_w": 264, "mask_h": 264}, {"label": "snow or ice", "instance_id": "6c2138e0", "mask_svg": "<svg viewBox=\"0 0 264 264\" xmlns=\"http://www.w3.org/2000/svg\"><path fill=\"white\" fill-rule=\"evenodd\" d=\"M32 69L31 68H29V71H31ZM13 103H15V101H12ZM29 160H31V157H29L28 158ZM21 163L23 164L24 163V161H21ZM15 179H16V177H15V175H13V180L15 181ZM5 187H7V185H5ZM12 187H14V188H18L19 187V183L17 182V183H14L13 185H12ZM26 199V198H25ZM19 204H14V205H12V207H14V208H19ZM32 207L33 208H36V205L35 204H32ZM37 217L40 219V221L41 222H43V223H47L48 221H47V219L44 217V215H43V213L42 212H40V211H37V216H34V217H32L34 220L35 219H37ZM93 235V233L92 232H89L88 233V236H89V238H91V236ZM249 243H251V242H249ZM214 260V258H212V257H210V262L211 261H213ZM85 264H87V262H85Z\"/></svg>", "mask_w": 264, "mask_h": 264}, {"label": "trees", "instance_id": "16d2710c", "mask_svg": "<svg viewBox=\"0 0 264 264\" xmlns=\"http://www.w3.org/2000/svg\"><path fill=\"white\" fill-rule=\"evenodd\" d=\"M191 33H192V31H191ZM98 254V253H97Z\"/></svg>", "mask_w": 264, "mask_h": 264}]
</instances>
